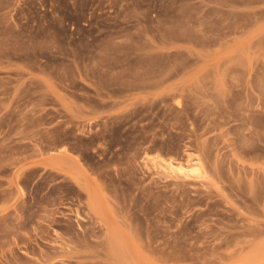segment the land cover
I'll list each match as a JSON object with an SVG mask.
<instances>
[{
    "label": "rangeland",
    "instance_id": "obj_1",
    "mask_svg": "<svg viewBox=\"0 0 264 264\" xmlns=\"http://www.w3.org/2000/svg\"><path fill=\"white\" fill-rule=\"evenodd\" d=\"M0 264H264V0H0Z\"/></svg>",
    "mask_w": 264,
    "mask_h": 264
},
{
    "label": "bare ground",
    "instance_id": "obj_2",
    "mask_svg": "<svg viewBox=\"0 0 264 264\" xmlns=\"http://www.w3.org/2000/svg\"><path fill=\"white\" fill-rule=\"evenodd\" d=\"M199 162V161H198ZM196 163H197V161H196ZM201 163V161L199 162V163H197L198 165ZM196 165V164H195ZM191 166V167H189V168H187V167H185V166H183V164H179L178 166H175L174 164H170L169 163V168H170V170H172L173 172L175 171V172H180V173H183V174H185V175H187V176H189L190 175V173H192V174H194V172H196V171H198L199 170V168L201 169V167H200V165H199V167H198V165H196V166ZM168 168V169H169ZM117 250V249H116ZM121 252V251H120ZM121 254V253H120ZM122 255V254H121ZM131 259H129V261H130ZM128 261V262H129ZM132 261V260H131ZM129 262V263H133V262Z\"/></svg>",
    "mask_w": 264,
    "mask_h": 264
}]
</instances>
